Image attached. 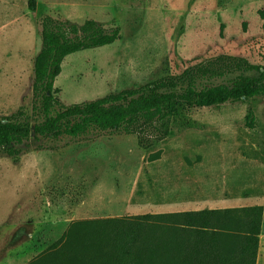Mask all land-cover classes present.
Wrapping results in <instances>:
<instances>
[{
    "label": "rangeland",
    "instance_id": "1",
    "mask_svg": "<svg viewBox=\"0 0 264 264\" xmlns=\"http://www.w3.org/2000/svg\"><path fill=\"white\" fill-rule=\"evenodd\" d=\"M0 0V118L33 123L34 62L42 20H95L121 39L68 55L56 78L63 106L135 89L219 58L264 65V0ZM255 127L246 125L249 110ZM192 123L140 145L135 134L34 136L11 156L0 148V264H28L63 240L91 185L146 194L135 214L195 207L263 206L256 264H264V94L187 106ZM129 193V192H128ZM96 207V206H94ZM102 204H97L102 209ZM85 209L82 207L80 210Z\"/></svg>",
    "mask_w": 264,
    "mask_h": 264
},
{
    "label": "trees",
    "instance_id": "2",
    "mask_svg": "<svg viewBox=\"0 0 264 264\" xmlns=\"http://www.w3.org/2000/svg\"><path fill=\"white\" fill-rule=\"evenodd\" d=\"M35 9V0H31ZM263 19L264 9L259 10ZM42 48L34 62L33 123L23 113L0 118V148L11 156L21 145L99 132L135 134L140 145L191 126L183 109L213 106L264 94V65L245 58H219L183 74L162 78L92 101L63 106L56 78L70 54L121 39L95 20L81 26L42 20ZM249 110L246 125L255 127ZM263 206L145 213L123 218L73 221L53 250L28 264H256ZM185 245L182 250L180 248Z\"/></svg>",
    "mask_w": 264,
    "mask_h": 264
},
{
    "label": "crops",
    "instance_id": "3",
    "mask_svg": "<svg viewBox=\"0 0 264 264\" xmlns=\"http://www.w3.org/2000/svg\"><path fill=\"white\" fill-rule=\"evenodd\" d=\"M129 192V193H128ZM144 202H148L146 194L135 193L134 188L124 186L120 189L118 185H91L85 190V193L79 197L77 210L74 214L68 216L66 221L73 222L85 219H99V218H123L135 215L133 210L143 208ZM97 204H102V209L97 208ZM96 206V207H94ZM82 207L85 209L80 210ZM210 206L207 209H215ZM230 207H220V209ZM205 208L195 207L184 210H171L170 212L201 210ZM180 248L182 250L185 245Z\"/></svg>",
    "mask_w": 264,
    "mask_h": 264
}]
</instances>
